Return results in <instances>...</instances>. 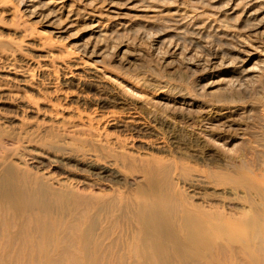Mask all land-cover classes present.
<instances>
[{
  "label": "rangeland",
  "instance_id": "1",
  "mask_svg": "<svg viewBox=\"0 0 264 264\" xmlns=\"http://www.w3.org/2000/svg\"><path fill=\"white\" fill-rule=\"evenodd\" d=\"M89 158L118 162V182L102 187L126 196L145 187L152 158L184 168L203 182L197 203L205 198L204 205L243 220L259 215L261 227L264 0H0V181L10 166L24 179L27 167L54 188L63 182L100 193L81 181ZM180 182L176 191L194 195ZM77 200L50 205L53 220L82 219L60 230L61 247L48 245L50 261L40 238L24 229L21 210H6L5 220L18 225L7 234L4 264H71L68 254L83 260L84 245L66 238L82 236L84 214L97 220L103 203L92 209ZM110 229L117 255L127 254L134 225L122 212ZM99 237L96 225L84 264H99ZM245 240L264 264L257 228L239 234L212 264H251L240 249ZM163 264L200 263L170 248Z\"/></svg>",
  "mask_w": 264,
  "mask_h": 264
},
{
  "label": "bare ground",
  "instance_id": "2",
  "mask_svg": "<svg viewBox=\"0 0 264 264\" xmlns=\"http://www.w3.org/2000/svg\"><path fill=\"white\" fill-rule=\"evenodd\" d=\"M87 166L90 174L81 181L89 187L101 190L100 193H95L94 190L89 194L78 192L70 184L63 182L58 188H54L49 176L35 174L33 177L27 167L23 170L24 179L21 176L16 177L13 166L4 170L0 181V264L5 261L7 234L18 225L17 220H5L6 210H21L23 218L28 220L24 229L30 228L40 238L38 248L44 249L41 254L45 256L43 260L50 261L52 256L46 248L48 245L53 248L61 247L60 230L74 223H82V219H72L64 224L61 220H53L48 216L52 202L62 203L69 196H77V203H86L92 209L103 203L97 220L90 215L89 210L84 214L83 220L87 223V228L82 236H67L66 242L69 246L84 245L85 258L80 260L79 257L68 254L71 264H84L87 258L92 257L91 245L94 242L93 232L96 225L99 226L102 237L95 243L99 251V264H163L170 248L193 255L200 264H212L220 261L222 252L235 243L233 239L250 228L259 229V236L264 240V224L259 226V215L243 220L239 216L230 217L224 210L204 205L205 198L204 202L197 203L195 199H201L199 190L203 182L199 178L188 177L184 168L181 170L179 166L168 165L158 158H152L143 171L145 187L139 186L134 194L126 196L123 192H104L102 187L108 182H118L121 174L114 169L119 167L118 162L97 164L96 160L89 158ZM16 178L22 182L23 187H33L32 193L27 194L18 185ZM174 179L181 181L183 187L190 189L194 195L176 191L178 183ZM122 212L134 225L135 235L131 242L125 244L128 253L118 256L114 250L116 241L108 239L114 235L110 225L116 224L117 217ZM215 219H218L220 227L217 231L213 227ZM32 240L34 239L29 244H33ZM222 241L226 243L224 247L220 246ZM240 249L247 252V262L256 264L257 259L253 256L249 240L243 241ZM59 256L62 257L63 254ZM133 256L136 259L133 260ZM38 259L42 258L39 256Z\"/></svg>",
  "mask_w": 264,
  "mask_h": 264
}]
</instances>
